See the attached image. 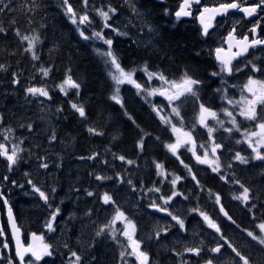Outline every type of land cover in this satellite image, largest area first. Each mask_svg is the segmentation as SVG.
Here are the masks:
<instances>
[{
    "label": "trees",
    "instance_id": "1",
    "mask_svg": "<svg viewBox=\"0 0 264 264\" xmlns=\"http://www.w3.org/2000/svg\"><path fill=\"white\" fill-rule=\"evenodd\" d=\"M25 2L26 0H3L4 4H11L12 11L6 10L0 14V24L7 29L5 33H0V64L7 67V71H0V114L14 130L12 137L18 141L23 140L21 147L25 151L21 156L29 155L32 158L24 163V167L30 173L25 176L22 183L20 181L23 177V166L17 165L7 176V181L18 180L17 185L23 184L32 195L21 193L20 190H12L9 195L5 190L3 192L14 210L23 231V238L26 240L27 233L32 230L39 232L45 227L52 209L48 207L45 213H42L45 209L40 202L44 204L45 202L27 181L32 180L46 192L55 187L56 192L51 195L50 202L54 203L52 196L57 197L58 202L55 203L64 212V216L60 219L59 228L48 238L55 248V253L52 257L44 258L40 264H68L70 250L81 254V264L120 262V252L126 248L125 241L113 240L108 233L96 236L98 228L107 223L114 214L115 206L102 202L101 197L105 191L110 192L117 205L135 221L136 239L142 241L143 250L149 253L152 264H181L184 257L191 259L189 264H200L206 259L207 253L204 252L200 257L185 253L181 257L175 252L186 246L202 247L204 242L214 244L217 240L210 235L201 217L189 211L197 206L215 217L233 247L249 258L250 253H253L251 249H254L256 257L264 264V250L256 245L255 241L246 236L249 241L247 248L239 240L245 241L242 230L255 228L256 218L264 211V165L255 161L249 164L232 161L236 151L242 154L250 153L246 143H236V140L240 139L237 133L230 134L218 129L215 137L219 143L225 145L221 150L224 172L230 176L234 173L235 179L252 190L257 205L251 211H249L251 206L247 207L233 198L234 193L229 182L221 180L209 166L198 164L191 152L181 149L180 158L191 166L202 187L196 185L183 165L165 147L166 143L174 139L170 129L161 123L152 110V105L137 93L135 87L129 84L121 86L123 107L110 98L114 83L109 76V68L104 58L96 51V49L103 51L104 43L83 40L76 25L71 24L65 14L60 0H39V7L31 13H26L22 7ZM109 2L119 9L114 17V23L128 35L118 36L108 29L104 30V34L113 39V49L117 52L122 66L126 70L137 69L135 76L140 83L147 84V75L140 70L145 62L148 63L150 70L164 71L170 79L179 80L182 72L189 68L204 81L199 101L191 97L184 99L181 113L184 116L185 127L193 123L199 103L203 102L217 110L222 108L221 94L214 91L223 86L222 82L234 84L236 75L242 79H239V84L245 81L240 77L241 72L236 75L232 73L228 75L229 77L224 74L217 77L209 75L219 70L214 50L224 43L226 21L216 23L217 25L210 28L209 34L205 36L201 34L202 26L196 17L188 18L184 22L174 20L173 13L178 0H134L141 15H135L124 0H92L96 7ZM70 3L80 10L81 0H70ZM165 9L172 13L165 15ZM91 14L95 15L94 12ZM12 20L16 21L14 25L11 24ZM101 24L102 22L95 20L93 25L99 30ZM149 26L154 31L150 32ZM17 28L22 34L40 36V42L36 46L39 60H33L32 54L24 51L27 42L15 34ZM250 60H255L258 66H264V58H259L255 49L249 55L234 60L233 66H244ZM40 67L51 69L47 77L39 72ZM68 69H71L73 78L81 84L79 95L76 94V89H70L69 94L65 96L56 87L63 81ZM12 73L21 74L20 84L11 83ZM243 73L245 78L253 75L250 67ZM255 77L264 79V73H255ZM29 86H46L51 100L44 97H26L25 88ZM69 101L84 105L86 120L71 109ZM156 103L161 106L167 104L159 97L156 98ZM57 108H62L63 111L58 113ZM129 116L132 117L131 120ZM28 123H32V130L20 126ZM90 126L97 127L104 135L89 134L87 128ZM141 130L150 133L144 137L143 151L137 147V141L142 135ZM53 131L57 139L49 142V136ZM0 135L3 137L1 129ZM194 135L197 136V142L207 139L206 130L200 127H197ZM157 137L159 139H156ZM7 141L17 142L11 137ZM93 152L100 153L99 159H80ZM113 153L125 155L128 159L134 160L135 164L128 165L115 159ZM38 157L46 159L48 169L35 166L37 162L35 159ZM39 161L41 163V159ZM103 161H107V164ZM154 162L163 163L170 173L186 177L177 188L184 192L188 199L177 197L168 205L170 211L185 218L188 228L192 231L182 246L175 239H171L175 237L170 235L172 228H178L177 226L171 227L169 232L162 234L158 240L154 238V232L158 227L174 225L165 213L149 207L151 200L160 194L148 193L146 191L148 188L160 187L162 194H170L171 190L168 181L157 176ZM230 162L231 169L226 166ZM7 169L6 159L0 156V187L2 184L3 188L6 181L3 173ZM116 173H121L125 181L131 179L137 191H133L126 182L118 183ZM96 175L111 176L112 179L97 181ZM87 191L93 192L94 195L87 196ZM216 194L220 195L221 205L235 223L219 212L215 203ZM0 202L1 207L6 210L3 200ZM157 203L161 201L157 200ZM89 210L91 214L86 215ZM5 229L10 237L7 223ZM43 233L47 234L45 231ZM233 234L238 235L239 239L231 238ZM165 242L168 243V247L160 246ZM65 244L68 248L64 247ZM179 246L181 248H178ZM224 249L229 248L225 245L222 250ZM215 257L219 258L220 255ZM228 258L238 264L239 258L231 249Z\"/></svg>",
    "mask_w": 264,
    "mask_h": 264
},
{
    "label": "snow or ice",
    "instance_id": "2",
    "mask_svg": "<svg viewBox=\"0 0 264 264\" xmlns=\"http://www.w3.org/2000/svg\"><path fill=\"white\" fill-rule=\"evenodd\" d=\"M124 2L130 6L131 11L135 15H141L135 6L134 0H124ZM60 3L64 8V12L69 18L71 24L76 25L78 34L83 40H102L103 43L107 45L105 50L101 51L100 49H96V51L104 58L106 66L110 69L109 76L114 81L113 94L110 98L123 107V101L120 97V86L126 83L133 85L137 89V93L144 95L146 99L147 97L157 95L164 97L168 101L169 111L165 112L163 106H157L155 104L152 105V110L157 114L161 123L166 125L174 136V139L171 142L165 144L168 152L176 157L180 164L183 165V167L187 170L188 175L196 183V185L201 186L200 181L197 179L196 174L192 171L191 166L185 164L180 158L181 149L191 152L192 157L198 164L208 165L213 173H217L219 175L221 180L238 184L241 188V191L238 195H234L233 198L248 206L249 202L254 198L252 195V190L242 184L240 180L235 179L234 173H232L231 176L226 173H222V167H224V165H222L219 153L225 148V145L223 143L217 142L214 133L218 130L215 125H218L219 128L224 129L225 132L230 134L233 132L241 133L242 139L236 140V143H246L248 148L251 149V153L250 155H243L241 152L236 151L232 156L233 162H238L240 164H249L253 160L264 162V79L255 78V73H264V66H258L256 63L251 61L245 65V67L250 66V70L253 75H250L247 78V81L243 84L241 88V97L239 100L228 98V88L226 81L222 82L224 86L214 90L215 92L221 94L222 100L226 101L228 105L233 106V109L225 107L220 110L229 119L231 124L230 127L225 128L224 120L220 119L219 113L213 110L210 105H206L203 102L198 104V111L193 123L188 127H185L184 116L181 113L184 99L191 97L196 101H199L201 86L204 83V81L199 78L195 71L186 68L182 72L179 80H175L170 79L167 75H165L164 71L150 70L148 63L145 62L143 68L140 70H142L147 75V81L149 83L144 84L137 82V80L134 78L137 69L126 70L125 67L122 66L117 52L113 49V39L105 36L104 34V30L108 29L118 36L128 35L126 31H121L120 27L114 23V17L117 15L119 9L113 6L110 2L106 5L96 7L92 3V0H81V8L79 11L73 7V5L70 3V0H60ZM242 3L246 6H241ZM194 4H200V0H181L178 10L174 13L176 20L179 21L182 17L192 16V7ZM22 7L26 13L34 12L39 7V0H26ZM231 9L239 10L246 17H253L259 11L264 10V0H253V2L250 3L249 0H231V2H221L215 7H204L199 12L198 16L199 23L202 26L201 34L205 36L208 35L209 29L213 27V20L215 17L218 15H226ZM6 10L12 11L11 4H4L3 0H0V14H3ZM91 12H95V14L101 18L102 24L99 30H93L90 34H88L87 28L81 26L90 27L93 24ZM168 14V10L165 9V15ZM29 22L31 23V20H29ZM15 23V20L11 21L12 25ZM259 27V22H257V24L249 30L252 35V38L250 39L249 34H244L238 38L236 35V27L233 26L225 41V43H227V49L221 46L214 50L215 59L219 63V70L213 71L209 75L211 77H217L223 74L231 75L233 71H241L242 69L240 68H233V60L247 53L250 48H255L258 45H264V39L259 38L257 35V29ZM6 31L7 29L3 26V24H0V33H5ZM149 31H154V29L149 26ZM15 34L20 37L22 41L27 42V47L24 49V51L30 52L32 54L33 60H39V56L36 54V46L37 43L40 42V36L37 34H22L18 28L15 30ZM0 71H7L6 65L0 64ZM50 71L51 69L48 67L39 68V72L44 77H47ZM20 75V73H12L11 83L13 85L20 84ZM153 80L160 81L159 86H149L150 82ZM56 87H58L65 96L69 94L70 89H76V94L79 95L81 84L73 78L71 69H68L65 78L60 84L56 85ZM25 93L26 97H44L49 100L52 98L50 96L49 89L46 86H29L25 88ZM69 103L71 109L78 113L80 118L84 120L87 119V113L83 104L72 101H69ZM237 105L239 106L238 115L245 121L254 122L253 129H242L240 122L237 120V115H234V108ZM56 111L59 113L62 112L63 109L57 108ZM125 115H127V112H125ZM3 119V115H0V124H2ZM129 119L131 120L132 117L129 116ZM210 120L215 121V125H210ZM133 123H135V121H133ZM20 126L26 127L29 130H32L33 128L32 123H28L26 125L22 124ZM137 127L139 126L137 125ZM197 127L206 130V141L200 143L197 142V136L194 135ZM87 131L92 135H104L102 131L98 130V128L94 126L88 127ZM141 131L142 135L137 141V147L143 151L145 147L144 137L150 135V133L143 132V130ZM13 132L14 130L11 127L2 129L3 139L9 140L13 135ZM56 139V133L53 131L49 136V142L55 141ZM113 139H115V137H113ZM156 139H159V137ZM22 143L23 140H20L18 143L13 144L10 151L5 143H0V156L7 160L9 171H11L13 166L17 165V163L22 158L20 153L25 151L22 147H20V144ZM200 150H202V152ZM113 156L115 159H118L128 165L135 164L134 160L128 159L125 155H117L113 153ZM99 157L100 153L93 152L87 157H80V159L94 160L99 159ZM38 159H41L39 167L43 169L49 168V164L46 162V159L39 157ZM103 163L107 164V161H103ZM154 164L157 176H160L163 178V180L168 181L171 186V190L170 194H162L160 187L153 186L152 188H148L146 190L148 193L160 194L155 199L151 200L149 207L159 212L165 213L171 218V221L174 222V225L168 224L167 226L158 227V230L154 232V238L158 240L162 234H167L170 228L173 226H178L180 230H186L185 218L170 211L168 205L177 197H183L185 200H187L188 196H185L184 192L179 191L177 188V185L180 184V182L186 177L180 176L176 173L168 172V170L165 168V165L161 162H154ZM226 166L227 168L231 169L232 163L230 162ZM25 175L28 174L25 173ZM116 177L118 183L126 182L132 187L133 191H137L136 186L133 184L131 179H127L125 181V178L121 175V173H116ZM169 177L171 178L169 179ZM4 179L7 180L8 177L5 176ZM95 179L97 181H103L110 180L112 177L106 175H96ZM12 183H15V181ZM27 183L30 184L33 190L39 194V197L45 202V204H47L49 208H52L50 197L56 192L55 187L51 188L50 192H46L34 184L32 180H28ZM141 187L143 186L141 185ZM86 195L93 196L94 193L87 191ZM2 196L3 193H0V197ZM101 199L105 205H114L115 208L111 219L98 228L96 231V236L99 237L105 233H108L113 240H117L118 237L116 233L119 231L120 235L124 236L128 241L126 250L120 252V257L125 261V264H127L125 259L126 257H134L136 264H152L148 252L143 250L141 247L142 241L135 238L137 231L135 221L130 218L119 205H117L116 200L113 198V195L110 192L105 191ZM157 200L161 201V203H157ZM215 200L217 204L220 203L221 197L219 194L215 195ZM4 203L6 205L8 204L7 199L4 200ZM252 208H255V204H251L249 211H251ZM220 210L229 220H232V217L229 216L227 212H224L222 206ZM7 211L12 236L15 240V259L12 256L5 257L3 254H0V261L7 259V264H40L44 258L52 257L54 255V246L45 242L43 235L38 236L36 233H32V242L25 245L21 241L20 227L17 225L16 219L13 216L12 208L8 207ZM189 211L192 213H198L209 228L214 229L216 233H221L220 226L215 222V220H213L206 212L200 210L198 206L191 208ZM60 212L61 209L59 206L55 207L51 211L50 216L45 223V227L49 232L55 231L54 224ZM90 214L91 210L86 213V215ZM117 222H121L123 224L121 229L115 228ZM232 223H235V221L232 220ZM255 227L259 229L258 233L255 231H249L247 229L244 231L247 233L248 237H251L253 241L261 246H264V221H261L255 225ZM4 234V229L0 227V236H3ZM221 240L224 241V243L217 242L215 247L207 249V251L209 253L218 254L221 252L225 244H227V246L231 248L232 252L235 253L236 257L239 258L242 264H253V261L249 258V256L243 255L241 251H239L236 247H233L231 243L225 240L222 234ZM2 247L4 249H9V243L7 240L3 242ZM64 247L68 248V245L65 244ZM128 249H130V251ZM172 251H175V249H172ZM203 251H205V249L201 246H186L182 252H176V255L182 257L184 253H189L196 257H200ZM214 260L215 257H210L204 261V264H214ZM81 262V254H79L77 251L70 250L68 264H81ZM181 264H189V262L182 260ZM256 264H259V261H257Z\"/></svg>",
    "mask_w": 264,
    "mask_h": 264
},
{
    "label": "rangeland",
    "instance_id": "3",
    "mask_svg": "<svg viewBox=\"0 0 264 264\" xmlns=\"http://www.w3.org/2000/svg\"><path fill=\"white\" fill-rule=\"evenodd\" d=\"M179 4H180V0H178V2L176 3V10L178 9V7H179ZM168 13L169 14H171L172 12H169L168 11ZM94 14H95V12H94ZM174 15V14H173ZM91 16L93 17V24H94V21L95 20H97L98 22H101V18L99 17V16H97L96 14L93 16V14H91ZM95 16H97L98 17V19H96V17ZM173 17H175V16H173ZM196 17V16H195ZM197 18V17H196ZM174 21V20H173ZM175 21H177V20H175ZM174 21V22H175ZM221 22H223V21H221ZM221 22H220V24H221ZM228 22H229V20H226V24H227V29H226V33L224 34V38H225V35L230 31L229 30V26H228ZM91 25L90 27L89 26H81V27H86L87 28V33L88 34H90L93 30H96V26L95 25ZM173 24H175V23H173ZM219 24V25H220ZM98 30V29H97ZM95 41H100V42H102L103 43V41L102 40H95ZM223 45V44H222ZM107 48V45H105L104 44V47L102 48L103 50H105ZM258 56H259V58H260V54H258ZM260 60V59H259ZM251 62L252 61H254L253 63H256L255 62V60H250ZM257 64V63H256ZM246 65V64H245ZM245 65L244 66H240V67H235V66H233V68L235 69V68H240V69H242L241 71H239V72H236V71H233V73L236 75V74H238V73H240L241 72V75H240V77H242L243 78V80H245L242 84H239V79L240 80H242L241 78H238V75H236L235 76V81H234V84H230L229 82H227L226 81V85H227V88H228V91H227V96H228V98H230V99H233V100H239L240 99V97H241V88H242V86H243V84L247 81V78H245L244 77V70H247L248 69V67H245ZM250 67V66H249ZM109 71H110V69H109ZM226 77H229L228 76V74H224ZM135 79H136V76L134 77ZM256 78V77H255ZM257 79H260V78H257ZM137 80V79H136ZM137 82H139L138 80H137ZM113 83H114V81H113ZM149 82L147 81V84H148ZM127 84V83H126ZM159 84H160V81H158V80H153V81H151L150 82V85L149 86H151V87H157V86H159ZM124 85V84H123ZM129 85H131V84H129ZM122 86V85H121ZM121 86H120V88H121ZM133 86V85H132ZM224 86V85H223ZM134 87V86H133ZM137 90V89H136ZM141 95V94H140ZM149 104H151V105H153V104H155V105H157V106H161V105H158L157 103H156V98H162L167 104L165 105V106H163L164 107V110H165V112H168L169 111V108H168V101L164 98V97H162V96H159V95H157V96H152V97H147V99L145 98V96L144 95H141ZM120 97H121V94H120ZM122 98V97H121ZM225 107H227V108H229V109H233V106L232 105H228L227 103H226V101H224L223 100V104H222V108H225ZM221 108V109H222ZM221 109H219V110H217V109H213V110H215V111H217L218 113H219V116H220V119H222V120H224V127L225 128H227V127H230L231 126V124H230V122H229V119L223 114V112H221L220 110ZM258 111H259V107H258ZM238 112H239V106L237 105V106H235V108H234V115H237V120L240 122V124H241V127H242V129L243 128H248V129H253L254 128V122H250V121H245L242 117H240L239 115H238ZM1 115V114H0ZM4 118V117H3ZM212 122V123H211ZM209 123H210V125H215V121H209ZM216 127H217V129H222V128H219V126L218 125H215ZM8 127H11L9 124H8V122L7 121H5L4 119H3V122H2V124H0V129H1V132H2V129H4V128H8ZM12 128V127H11ZM222 130H224V129H222ZM216 133V132H215ZM215 133H214V135H215ZM237 133V135L239 136V138L240 139H242V137H241V133H239V132H236ZM11 138L12 139H14V140H16L17 142H14V141H7V140H4L3 139V137H1V135H0V143H5L7 146H8V148H9V151L11 150V147H12V145L13 144H15V143H18L19 141L17 140V139H15L14 137H12L11 136ZM207 140V139H206ZM217 140V139H216ZM218 142V141H217ZM198 143H200V142H198ZM219 143V142H218ZM247 145V144H246ZM248 146V145H247ZM20 147H21V144H20ZM23 148V147H22ZM249 150H250V153H251V149L249 148ZM201 152H202V150H200ZM23 153V152H22ZM250 153H247V154H243V155H250ZM220 154V158H221V162H222V154H221V152L219 153ZM20 155H21V153H20ZM22 158H21V160L19 161V163L17 164V166H23V177H21V183L24 181V178H25V176H27V175H25V173H27V174H29L30 173V171L28 170V169H26L25 167H24V163L25 162H28V161H30V160H32V158L29 156V155H22L21 156ZM35 160H37V162H36V164H35V166H39L40 165V161H39V159H35ZM7 161V160H6ZM253 161H255V162H260L261 164H263L264 165V162H261V161H258V160H253ZM204 165V164H203ZM16 166V167H17ZM208 166V165H207ZM15 167V168H16ZM13 168H14V166H13ZM12 168V169H13ZM15 171V170H14ZM13 171H9V169H7V171L5 172V173H3L4 174V177L5 176H8L10 173H12ZM16 173V172H15ZM222 173H225L224 172V168L222 167ZM53 176H51L50 177V180H51V178H52ZM16 179V178H15ZM17 182H18V180H16ZM16 181H15V183H12V182H8L7 180L5 181V183H4V188H3V186H2V184H1V190H0V193H3V195H5V193L3 192V190H5V192L9 195L10 194V192L12 191V190H20L21 191V193H25L26 195H32L31 193H28V191L24 188V185L23 184H18L17 185V183H16ZM43 181V180H42ZM52 181V180H51ZM230 184H231V190H232V192L234 193V195H238L239 194V192L241 191V188H240V186L238 185V184H234V183H231V182H229ZM242 183V182H241ZM242 184H244V183H242ZM245 185V184H244ZM5 186H6V188L8 189H6L5 188ZM246 186V185H245ZM247 187V186H246ZM155 194H159V193H155ZM253 195V194H252ZM215 196V195H214ZM11 197V196H10ZM254 197V196H253ZM52 198L54 199L53 201H54V203L52 204V209H50V213H51V211L55 208V207H57V204L55 203V201L56 202H58V200H57V197L55 198V196H52ZM212 198H213V196H212ZM12 199V198H11ZM0 200H2L1 199V197H0ZM13 200V199H12ZM1 203V202H0ZM216 203V202H215ZM40 204L42 205H44V211L42 212V213H45V211L47 210V208H48V205H45L44 203H42V202H40ZM217 204V203H216ZM243 204V203H242ZM251 204H255V205H257L256 204V202H255V198H253V200L252 201H250L249 202V205L247 206V207H249V206H251ZM136 205V204H135ZM243 205H245V204H243ZM217 206H218V209H219V212H221V203H219V204H217ZM246 206V205H245ZM223 207V206H222ZM223 209H224V207H223ZM204 212H206V211H204ZM224 212H226V210L224 209ZM213 220H215V222L220 226V224L218 223V221L215 219V217L211 214V213H209V212H206ZM198 214V213H197ZM221 214L222 215H224V213L223 212H221ZM199 215V214H198ZM64 216V212L63 211H61L60 212V214L57 216V218H56V221H55V224H54V227H55V231L59 228V224H60V222H61V217H63ZM67 216V215H66ZM200 216V215H199ZM225 216V215H224ZM201 217V216H200ZM24 219H25V217H23ZM63 219V218H62ZM201 219H202V221H203V218L201 217ZM26 220V219H25ZM261 221H264V211L262 212V214H259L258 215V217L256 218V225L258 224V223H260ZM28 222V221H27ZM63 222V221H62ZM204 222V221H203ZM7 223V225H8V219H7V210H4L2 207H1V205H0V227H2L3 229H4V235L3 236H0V254H3L5 257H7V256H12L14 259H15V247H14V243H13V240H12V236H11V233H10V237H9V235L7 234V232H6V229H5V224ZM46 223V222H45ZM56 224H57V228H56ZM64 224V223H63ZM185 224H186V230H180L179 228H172L173 229V231L170 233V235L171 236H175V237H173V238H171V239H175V241L179 244V245H183V244H185L186 243V241H187V238L191 235V229L190 228H188V225H187V222H186V220H185ZM204 224H205V226H207V224L204 222ZM123 227V224L121 223V222H117L116 223V225H115V228L116 229H121ZM178 227V226H177ZM207 228H208V230H209V233H210V235L211 236H213V237H215V238H217V240H216V242L214 243V244H210V243H206V242H204V243H202V247L205 249V251H203L204 252V254H206L207 253V256H206V259H208V258H210V257H215V256H217L218 254H213V253H209L208 251H207V249H210V248H212V247H214L216 244H217V242H220V243H224V241H222L221 240V234L223 235V237L225 238V240L227 241V242H229L226 238H228V237H226L225 235H224V231L222 230L223 228H220L221 229V233H216L215 232V230L214 229H211V228H209L208 226H207ZM229 230V229H228ZM245 230V229H244ZM244 230H242V234H245L244 236H243V238H244V240L245 241H243V239H239V237H238V235H236V234H233L232 236H231V238H234V239H239V240H241V242L243 243V245L245 246V247H249V241H248V239H247V233L244 231ZM247 230H249V231H255V232H259V229H257L256 227L255 228H249V229H247ZM47 232V234H45V233H43V232ZM222 231H223V233H222ZM54 232V231H53ZM53 232H49L48 230H47V228L46 227H44V228H41V230L38 232V231H35V230H32V231H30L29 233H27L26 234V236H25V238H26V240L24 239V242L26 243V245L28 244V243H31L32 242V236H31V234L32 233H36L38 236L39 235H43L44 236V240H45V242H47V243H50V244H52V242L50 241V240H48V238L50 237V235L52 236V234H53ZM227 234H228V232H226ZM116 235H117V237H118V240H124L125 241V243H126V246H127V244H128V241H127V239L124 237V236H122V235H120V233H119V231H117V233H116ZM247 236V237H246ZM54 237V236H53ZM111 237V236H110ZM119 238H121V239H119ZM135 238H136V236H135ZM249 239H251V237H249ZM5 240H7V242L9 243V249H4L3 247H2V245H3V242L5 241ZM205 241V240H204ZM230 243V242H229ZM232 244V243H231ZM142 245L143 244H141V247H142ZM205 245H206V247H205ZM225 245H227V244H225ZM256 245H259V244H256ZM160 246H162V247H168V243L167 242H165V243H163V244H161ZM181 246H179L178 248H181ZM263 250H264V246H261V245H259ZM228 247V246H227ZM229 248V247H228ZM142 249H143V247H142ZM231 248H229L228 250H222L220 253H219V255H220V257L219 258H217V257H215V260H214V264H236L235 262H233V261H231V259H229L228 258V253H229V250H230ZM126 250V248L124 249V251ZM129 251H130V249H128ZM146 251V250H145ZM183 251V248H181V250L179 251V252H182ZM175 252H177V250L175 251ZM251 252H253L252 254L250 253V259L253 261V264H256V262L257 261H259V264H263L262 263V261H260V258L259 257H256V253H254V249H251ZM149 254V253H148ZM185 254H187V253H185ZM69 255H70V251L68 252V261H69ZM150 257V256H149ZM126 259V261H127V264H136V262H135V258L134 257H126L125 258ZM205 259V260H206ZM183 260L184 261H188V262H190V258H183ZM205 260H203V262H201L200 264H204V261ZM238 261V264H242V262L241 261H239V260H237ZM0 264H7V259H4L3 261H0ZM118 264H125V261L124 260H122V258H121V260H120V262L118 263Z\"/></svg>",
    "mask_w": 264,
    "mask_h": 264
},
{
    "label": "flooded vegetation",
    "instance_id": "4",
    "mask_svg": "<svg viewBox=\"0 0 264 264\" xmlns=\"http://www.w3.org/2000/svg\"><path fill=\"white\" fill-rule=\"evenodd\" d=\"M161 1H163V0H161ZM221 2H231V0H200V4H198V5L194 4L193 7H192L193 15L190 16V17H182L179 20V22H184L188 18H193L195 16L198 19L199 12L204 7L217 6ZM250 2H253V0H249V3ZM180 3H181V0H180ZM241 6H246V5L242 3ZM177 10H175V11H177ZM175 11H174V13H175ZM174 20H176L175 17H174ZM226 20H229L228 26H229V30L230 31L232 30L233 26L236 27V35H237L238 38L243 36L244 34H249L250 39L252 38V35L249 32V30L254 25H256L257 22H259L260 27L257 29V35L259 36V38L264 39V10L259 11L253 17H246V16H244V14L242 12H240L239 10L236 9V10H234L232 12L227 13L226 15L215 17V19L213 20V26L216 23L218 24L221 21H226ZM226 35H225V37H226ZM221 46H223V47L226 46L225 45V38H224L223 45H220L218 47H221ZM254 49L256 50V52H258V54H260V58H264V45H258L255 48H251L250 52L252 50H254Z\"/></svg>",
    "mask_w": 264,
    "mask_h": 264
},
{
    "label": "water",
    "instance_id": "5",
    "mask_svg": "<svg viewBox=\"0 0 264 264\" xmlns=\"http://www.w3.org/2000/svg\"><path fill=\"white\" fill-rule=\"evenodd\" d=\"M211 7H215V6H211ZM211 7H209V8H211ZM234 10H236V9H231V10H229V12H231V11H234ZM228 12V13H229ZM199 16V15H198ZM218 16H221V15H218ZM217 17V16H216ZM227 36H228V34L226 35V37H225V41H226V38H227ZM225 49H227V43H225ZM251 49V48H250ZM250 49H249V51L247 52V53H245V54H243L242 56H246V55H248V53L250 52ZM235 50V49H234ZM214 56H215V54H214ZM217 61V60H216ZM2 200L4 201L5 199H7V197L5 196V195H3L2 197ZM7 201H8V199H7ZM6 207H7V210H8V207H11L10 206V204L8 203L7 205H6ZM152 209V208H151ZM153 210H155V209H153ZM12 212H13V216L15 217V219H16V216H15V213H14V211H13V209H12ZM7 219H8V211H7ZM16 222H17V225L19 226V224H18V221H17V219H16ZM8 225H9V229H10V233H11V236H12V231H11V227H10V224H9V219H8ZM20 227V226H19ZM20 238H21V241L24 243V239H23V231H22V229H21V227H20ZM12 240H13V243H14V247H15V240H14V238H13V236H12ZM25 244V243H24ZM26 245V244H25ZM215 247V246H214ZM189 254V253H188ZM219 254V253H218Z\"/></svg>",
    "mask_w": 264,
    "mask_h": 264
}]
</instances>
